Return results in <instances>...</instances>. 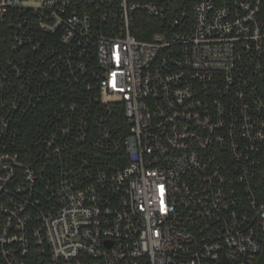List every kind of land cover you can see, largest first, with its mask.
<instances>
[{
	"label": "built area",
	"instance_id": "built-area-1",
	"mask_svg": "<svg viewBox=\"0 0 264 264\" xmlns=\"http://www.w3.org/2000/svg\"><path fill=\"white\" fill-rule=\"evenodd\" d=\"M263 251L264 0H0V264Z\"/></svg>",
	"mask_w": 264,
	"mask_h": 264
},
{
	"label": "trees",
	"instance_id": "trees-1",
	"mask_svg": "<svg viewBox=\"0 0 264 264\" xmlns=\"http://www.w3.org/2000/svg\"><path fill=\"white\" fill-rule=\"evenodd\" d=\"M193 0H182V2L186 5V6H190V3L192 2ZM153 21V19H150L148 18V16L146 17V15H141V23L140 25L142 27H148L149 24ZM133 33L135 34V36L138 38V39H149L150 38V34H151V31H146V32H141L140 30H137V29H134L133 30Z\"/></svg>",
	"mask_w": 264,
	"mask_h": 264
},
{
	"label": "water",
	"instance_id": "water-1",
	"mask_svg": "<svg viewBox=\"0 0 264 264\" xmlns=\"http://www.w3.org/2000/svg\"><path fill=\"white\" fill-rule=\"evenodd\" d=\"M257 264H264V251L262 255L260 256V258L258 259Z\"/></svg>",
	"mask_w": 264,
	"mask_h": 264
},
{
	"label": "rangeland",
	"instance_id": "rangeland-1",
	"mask_svg": "<svg viewBox=\"0 0 264 264\" xmlns=\"http://www.w3.org/2000/svg\"><path fill=\"white\" fill-rule=\"evenodd\" d=\"M40 0H28L29 4H36L37 2H39Z\"/></svg>",
	"mask_w": 264,
	"mask_h": 264
}]
</instances>
